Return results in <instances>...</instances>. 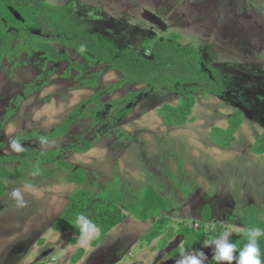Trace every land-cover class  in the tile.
I'll return each mask as SVG.
<instances>
[{"label": "rangeland", "instance_id": "1", "mask_svg": "<svg viewBox=\"0 0 264 264\" xmlns=\"http://www.w3.org/2000/svg\"><path fill=\"white\" fill-rule=\"evenodd\" d=\"M53 2L57 3L51 5H74L64 33L97 35L119 51L130 49L138 53H142V43L149 31L158 37L176 33L181 45H197L199 50L211 46L207 53H200L207 63L214 60L220 65H237L248 59L254 63V75L260 78L264 74V0ZM145 12L160 17L167 25L166 30L144 19ZM50 44L66 60L46 62L40 53L19 51L2 61L0 156H20L9 147L12 138L31 130L43 135L86 99L121 78L119 72L105 64L90 66L72 49ZM70 62L81 68L67 73ZM221 77L226 78L224 97L197 95L195 121L181 127L164 125L157 112L164 104H177L174 92L144 94L145 86L135 84L101 98L109 103L130 92L140 93L131 114L115 127H108L113 113L108 106L100 114L97 126L91 127L92 119L83 116L61 139L21 142L24 148L33 147L42 154L67 150L57 160L74 165L85 175V183L81 186L68 183L67 171L56 162L31 163L23 170L19 169V163H13L12 170L19 178L7 182V192L0 198V264H175L179 254L172 250L182 247V238L174 236L162 248L161 237L170 227L177 230L179 224L198 229L205 206H209L211 219L218 223L219 231L230 230L234 234L241 229L239 217L246 207H264V155L250 151L257 137L264 134V112L253 115L246 109L247 104L241 103H249L250 98L255 107L264 111V75L244 84L236 82L244 78L240 70L227 71ZM83 81L93 82L94 87L83 86ZM234 112L242 117L234 143L227 149L214 146L209 138L211 129H226ZM83 141L91 143L88 151H70ZM44 169L49 176L43 175ZM114 179L120 181L125 203L134 201L135 193L147 185L165 197L170 209L163 216L171 222L159 238L152 242L142 238L155 219L139 222L131 216L95 246L91 244L95 235L89 239L53 231V222L65 210L76 188L99 192ZM15 188L22 191L26 207L18 208L11 198ZM260 217L264 223V215ZM210 222H206V229L210 228ZM73 238L77 239L75 244L71 243ZM210 239L208 236L206 240ZM203 245L204 242L198 249L211 259V249ZM79 249L83 250V256L74 263L73 256Z\"/></svg>", "mask_w": 264, "mask_h": 264}, {"label": "trees", "instance_id": "2", "mask_svg": "<svg viewBox=\"0 0 264 264\" xmlns=\"http://www.w3.org/2000/svg\"><path fill=\"white\" fill-rule=\"evenodd\" d=\"M73 12L74 5L71 3L51 5L39 0H0V66L3 60L10 59L19 51L40 53L46 62L60 63L66 60L65 55L50 44L54 42L72 49L90 66L105 64L109 69L121 74L117 82L86 99L67 118L43 135L36 130H31L17 136L20 137L21 142L33 139L41 141V137H45L47 142L61 139L83 116L92 119L91 127L97 126L101 122L100 114L104 113L108 106L113 110L108 120V127L110 129L115 127L118 122L131 114L140 93L130 92L109 103L102 102L101 98L125 85H143L145 86L144 94H154L163 90L174 92L178 98L177 104H164L157 110L163 124L173 127H181L195 121L193 111L197 95L222 96L223 84L219 71L206 63L194 46L179 44L178 34L171 33L166 37H158L155 34L146 35L147 38L142 43V53L130 49L119 51L108 40L97 35L64 33ZM74 68L79 70L81 66L70 62L66 72ZM83 86L94 87L93 82L89 81H83ZM25 94L29 95L30 91L26 90ZM227 121L226 129L212 128L209 135L212 144L221 149H226L235 141V134L242 125V117L239 112H234ZM90 148L91 143L83 141L72 146L70 151L84 153ZM24 149L20 156H0V198L7 192V182L19 178V174L12 170L13 163H19V169L23 170L31 163L41 165L56 162L67 171L68 183L80 186L85 183V175L74 165L57 160L67 150L55 149L42 154L33 147ZM250 151L257 156L264 155V134L257 137ZM44 170L43 175L49 176L48 171ZM123 199L118 179L107 183L99 192L76 188L70 195L65 210L53 222L52 229L55 232H71L81 236L74 221L77 215L83 213L100 228L99 235H95L91 241V244L95 246L106 238L110 230L125 222L129 216L139 222L155 219L149 231L142 237L147 242L159 238L163 229L171 222L163 216L164 212L169 211L170 204L151 185L135 193L134 201L125 203ZM260 215H264V207L258 209L255 205L246 207L241 213L238 223L241 229L230 238L237 245L238 250L247 243L243 236V229L264 228ZM200 219L201 226L195 230L182 224L178 225L177 230L170 227L166 235L160 239L161 247L164 248L168 240L174 236H181L182 247L172 250V253L179 254L181 248L198 249L208 236L212 239L222 233L218 230V223H214L211 219L209 206L204 207ZM210 220V225L214 226L215 231L211 227L206 229L205 224ZM76 242V238L71 240L73 244ZM259 243L262 259H264V237ZM82 256L83 250L79 249L72 261L75 263ZM205 264H216V261L209 259Z\"/></svg>", "mask_w": 264, "mask_h": 264}, {"label": "clouds", "instance_id": "3", "mask_svg": "<svg viewBox=\"0 0 264 264\" xmlns=\"http://www.w3.org/2000/svg\"><path fill=\"white\" fill-rule=\"evenodd\" d=\"M41 142L46 143V138L41 137ZM9 147L16 153L25 151L20 137L12 138L9 141ZM10 196L18 208L27 206L24 195L19 188L13 189ZM74 224L79 228L83 238L90 239L100 233L97 224L83 213L76 216ZM210 227L215 231L214 226L210 225ZM231 236L232 232L225 230L218 237L204 241L203 247L211 249V259L216 261V264H233L234 261L235 264H264L259 243L260 239L264 237V228L250 227L243 229V236L247 243L239 250L237 245L231 241ZM208 259V255L203 250H185L181 248L179 255L175 258V264H205Z\"/></svg>", "mask_w": 264, "mask_h": 264}, {"label": "crops", "instance_id": "4", "mask_svg": "<svg viewBox=\"0 0 264 264\" xmlns=\"http://www.w3.org/2000/svg\"><path fill=\"white\" fill-rule=\"evenodd\" d=\"M39 1H43V2H48V3H50V4H55V3H57V2H53V0H39ZM193 45V44H192ZM193 46H195V45H193ZM214 46H216V45H214ZM213 46V47H214ZM195 47H197V45L195 46ZM207 47V46H206ZM209 47H211V46H209ZM209 47L208 48H201V50H199L200 49V47H198L199 49H197V51L199 52V54L201 53V51H204V52H206L207 53V50H209ZM209 61V60H208ZM210 63L209 64H211V65H213L215 68H217L220 72H221V74H222V76H224L225 77V75L227 74V71H233V69H236L237 71H241V72H243L244 73V78H239V79H237V83H240V84H244L245 82H255V81H257V80H259L260 78H262L263 77V75L264 74H262L261 75V77L259 78L257 75H254V73H255V66L253 65L254 63L253 62H251L250 60H245V62L243 63V64H237V65H235L234 63H231V65H223V64H226V63H223L222 65H220V64H216L215 63V61L214 60H212V61H209ZM262 72V71H261ZM224 79V81H225V79L226 78H223ZM224 93H225V88H224V86H223V92H222V96L221 97H219V98H223L224 97ZM207 97V96H206ZM217 97V96H216ZM241 103L242 104H247V107H246V109L247 110H251V112H252V114L253 115H257V112H261V111H259V109L257 108V107H255V105H253L251 102H249V103H245V102H243V101H241ZM241 115V114H240ZM170 127H173V126H170ZM234 143V142H233ZM232 143V144H233ZM231 144V145H232ZM230 145V146H231ZM215 146V145H214ZM229 146V147H230ZM217 147V146H216ZM228 148V147H227ZM226 148V149H227ZM158 191V190H157ZM161 194V193H160ZM162 195V194H161ZM163 196V195H162Z\"/></svg>", "mask_w": 264, "mask_h": 264}, {"label": "water", "instance_id": "5", "mask_svg": "<svg viewBox=\"0 0 264 264\" xmlns=\"http://www.w3.org/2000/svg\"><path fill=\"white\" fill-rule=\"evenodd\" d=\"M143 16H144V19L152 22L154 25L158 26L160 29L166 30L165 23L157 15H155V14H153L151 12H145Z\"/></svg>", "mask_w": 264, "mask_h": 264}, {"label": "flooded vegetation", "instance_id": "6", "mask_svg": "<svg viewBox=\"0 0 264 264\" xmlns=\"http://www.w3.org/2000/svg\"><path fill=\"white\" fill-rule=\"evenodd\" d=\"M164 22V21H163ZM165 23V22H164ZM165 25H166V23H165ZM166 28H167V25H166ZM149 34H155V33H153L152 31H149L148 33H146V35H149ZM91 35H93V34H91ZM156 35V34H155ZM102 38H104V37H102ZM104 39H106V38H104ZM107 40V39H106ZM186 46H193V45H186ZM195 47V46H194ZM196 48V47H195ZM197 50V49H196ZM198 52V51H197ZM199 53V52H198ZM200 55V54H199ZM200 57H201V55H200ZM202 58V57H201ZM206 62V61H205ZM207 63V62H206ZM209 64V63H208ZM211 65V64H210ZM211 66H213V65H211ZM214 67V66H213ZM215 68V67H214ZM216 70H218L217 68H215ZM219 71V70H218ZM219 74H220V79H221V81H222V84H223V81H224V79L221 77V72L219 71ZM249 102H250V98H249ZM259 111H261V110H259ZM248 112H250L251 114H252V112H251V110H248ZM264 111H261V112H257V116H260V114L261 113H263ZM262 115V114H261ZM181 237V236H180ZM182 238V237H181Z\"/></svg>", "mask_w": 264, "mask_h": 264}]
</instances>
